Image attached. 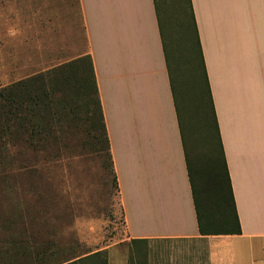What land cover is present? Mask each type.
<instances>
[{"label": "crops", "instance_id": "0c3cea01", "mask_svg": "<svg viewBox=\"0 0 264 264\" xmlns=\"http://www.w3.org/2000/svg\"><path fill=\"white\" fill-rule=\"evenodd\" d=\"M190 3L240 233L199 234L153 1L77 0L123 238L6 237L0 264H264V0Z\"/></svg>", "mask_w": 264, "mask_h": 264}, {"label": "rangeland", "instance_id": "374dc122", "mask_svg": "<svg viewBox=\"0 0 264 264\" xmlns=\"http://www.w3.org/2000/svg\"><path fill=\"white\" fill-rule=\"evenodd\" d=\"M175 1L165 2L170 33L178 31ZM185 42L178 52L190 82ZM87 54L77 0H0V88ZM84 119L78 108L54 148L27 151L28 173L18 170L15 157L0 155L1 162L12 160L0 167V242L50 237L75 255L123 238L118 195Z\"/></svg>", "mask_w": 264, "mask_h": 264}, {"label": "trees", "instance_id": "16d2710c", "mask_svg": "<svg viewBox=\"0 0 264 264\" xmlns=\"http://www.w3.org/2000/svg\"><path fill=\"white\" fill-rule=\"evenodd\" d=\"M160 31L169 85L176 111L192 202L200 235L240 233L230 179L219 138L190 0H176L179 18L172 31L165 13L166 0H152ZM189 51L187 77L178 52L179 41ZM78 108L86 131L103 153L118 185L89 54L75 58L0 88V155L15 157L20 172L31 171L27 151L54 148L63 127ZM68 123V124H67ZM67 124V125H66ZM7 159V158H6ZM5 161V162H4ZM0 161V167L12 160ZM5 163V164H4ZM3 169V168H2Z\"/></svg>", "mask_w": 264, "mask_h": 264}]
</instances>
